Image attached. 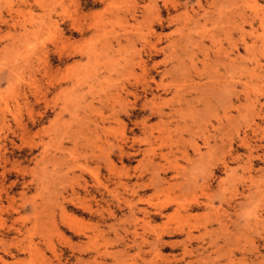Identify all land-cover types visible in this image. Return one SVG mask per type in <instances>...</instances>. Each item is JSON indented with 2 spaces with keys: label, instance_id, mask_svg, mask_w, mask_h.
<instances>
[{
  "label": "rangeland",
  "instance_id": "obj_1",
  "mask_svg": "<svg viewBox=\"0 0 264 264\" xmlns=\"http://www.w3.org/2000/svg\"><path fill=\"white\" fill-rule=\"evenodd\" d=\"M263 24L264 0H0V264H74L62 209L98 225V264H264ZM153 176L159 201L197 199L170 222L197 238L147 231L137 256L113 230Z\"/></svg>",
  "mask_w": 264,
  "mask_h": 264
},
{
  "label": "bare ground",
  "instance_id": "obj_2",
  "mask_svg": "<svg viewBox=\"0 0 264 264\" xmlns=\"http://www.w3.org/2000/svg\"><path fill=\"white\" fill-rule=\"evenodd\" d=\"M244 5V4H243ZM241 12V10H240ZM241 14V13H240ZM187 15V14H186ZM263 19V16L262 18H260V21ZM101 23V22H100ZM260 25H261V22H259ZM264 25V24H263ZM241 29V28H239ZM242 42H243V39H242ZM129 43V42H128ZM107 44V43H106ZM147 44V43H146ZM152 48V47H151ZM155 48V46H154ZM16 53V52H15ZM43 59V58H42ZM68 67V66H67ZM199 78V77H198ZM157 113H161L160 109L157 108L156 109ZM156 113V114H157ZM71 114V113H70ZM20 126V125H19ZM146 127V126H145ZM153 138V137H152ZM150 138H145V144L147 143V145L150 146ZM121 150V149H120ZM122 151V150H121ZM73 152V151H72ZM145 152H149L148 150H146ZM76 154V153H75ZM146 154V153H145ZM74 155V154H73ZM78 157V156H77ZM85 157V156H84ZM160 157L163 159V160H166V157L165 155L163 154H160ZM71 158V157H70ZM74 158V156H73ZM76 159V158H75ZM149 160L147 161V163H150L151 162V158L149 157L148 158ZM69 160V159H68ZM72 160V158H71ZM77 160V159H76ZM75 160V161H76ZM225 163V162H224ZM152 164V163H151ZM77 168V170H81V171H84L85 168H83L82 166L80 167V164L79 163H76L74 164ZM86 165V164H85ZM109 165V163H108ZM75 166H73L75 168ZM110 167V166H109ZM113 167V166H112ZM225 168H227L226 165H224ZM75 168V169H76ZM111 168V167H110ZM71 169V166L70 168ZM113 168H111L110 171H113L112 170ZM153 170L154 171H157V170H161L163 173H166V168H164V165H155L153 166ZM80 173V172H79ZM89 173V171H88ZM96 173V172H95ZM83 174V173H82ZM94 174V173H93ZM143 174L141 173L139 176H142ZM153 175H156V179L158 178V175L157 174H153ZM120 176V175H119ZM138 176V177H139ZM154 178H150L149 182L147 185H143V184H139L137 186L138 189H144V190H148L149 187H153V194L150 195L149 197L147 198H142V197H139V193L138 191H135L134 188H126V186H124L125 184L122 183L123 187V191L129 189V192L131 194V200L130 199H127V198H123L122 199V203H124L126 206V208L128 209V217H127V222L128 224L125 225L124 227H122V232H123V236H121L118 231L116 230H113V233H114V241L113 243H119V242H123L124 243V247L126 249H130V248H133L135 247L137 249V256H140L141 253H143V247L144 245L147 243V238H146V232L147 231H151L152 234H153V238H152V243H149L151 244L150 246H154L156 248H161L164 244H163V238L166 237L167 235H178V234H184L185 236V241H184V244L186 242H189L195 238H197L196 236L194 237L193 235V230H195L194 227H189L187 228L188 230L185 232L184 229L182 227L184 226H181V225H176L174 227L170 226V222L174 219V216H176L180 210L182 209L183 212L187 213L188 211H192L194 210L198 205H199V202H197V199H192L190 202H186L185 204L182 203L180 200H177L176 198H166L163 202L159 201V197L158 195L163 191L162 187H163V183L160 184V181L161 180H156L155 181V176H153ZM79 178L78 175H71V177L68 178V182H69V190H70V193H69V197L67 198L66 202H68L70 205H72L74 207V209H79L81 212H86L88 214H92V213H96L97 214V211L95 210H92V207L90 204H88L87 202V198L85 197L86 195H88L87 191L85 189L84 192L85 194L83 195V197H77L75 194H74V185L78 184L77 182L79 181H76V179ZM95 180H96V186H98V182H97V175L94 174V177ZM142 178V177H141ZM80 179V178H79ZM94 180V181H95ZM81 182V181H80ZM162 182V181H161ZM84 183V182H83ZM51 184V183H50ZM119 184V183H118ZM104 185V184H103ZM116 185V184H115ZM114 185V186H115ZM77 187L79 185H76ZM84 186V184H83ZM117 186V185H116ZM136 186V185H135ZM82 187V186H81ZM80 187V188H81ZM86 188V186H85ZM96 188V187H95ZM121 188V187H120ZM126 188V189H125ZM77 189V188H76ZM117 188L113 187L112 190L109 189L108 191V194L109 195H113L112 199L116 201V199H118L117 197V194L119 193H114ZM189 189V188H188ZM103 190H104V187H103ZM105 191H107L105 189ZM96 192V191H95ZM97 194V193H96ZM79 195V194H77ZM119 195V194H118ZM117 196V197H116ZM121 197V196H120ZM135 197H137V200H135ZM92 199V197H90ZM89 199V198H88ZM120 199V198H119ZM94 201V200H93ZM119 202V201H118ZM139 204H145L146 206H148L149 208H152L154 209L152 211H148V209H143V210H139L138 209V205ZM187 204V205H186ZM175 206V209H174V214L173 215H170L168 216L166 219V222L162 223V225H160L159 227H151L150 226V222L149 221H146L145 219H152V220H155L157 218H161L163 217V212L168 210L171 206ZM142 209V208H141ZM78 210V211H79ZM105 212V211H104ZM62 213V223L63 225H65V227L67 228V232L70 233V236L73 237V238H83L85 240L84 243L82 244H78V245H72L74 243H70V241L68 239L65 238L66 240V244H68V248L69 250L71 251V253H76L77 255L74 256L75 257V263L74 264H98V256L101 257V256H107L108 255H112L114 257V254L113 253H110V252H107V248L105 247L104 251L103 252H100L98 253V249H97V238H98V228L96 226L94 227H90V228H87L85 226V224H83L82 220H79L77 217H72V216H68L65 214V212L61 211ZM107 213V217L108 218H112L114 215L113 213L109 212L106 210L105 214ZM142 214L143 215V219H138L136 218V215L137 214ZM151 213V215H150ZM113 215V216H112ZM103 217V216H102ZM220 217L218 216V219ZM125 222V220H124ZM218 223H219V226L220 228H223V225H222V222L220 220H218ZM188 224V223H187ZM201 224V223H199ZM175 225V224H174ZM113 225H111L110 227H112ZM140 226L139 228L141 229V232L138 231L137 227ZM109 227V228H110ZM197 227V226H196ZM198 228V227H197ZM205 228V227H204ZM111 229V228H110ZM197 231V229H196ZM48 232V231H47ZM60 236H63L61 233H60ZM60 238V237H59ZM64 238V237H63ZM64 240V241H65ZM137 240H140V242H138ZM196 240V239H195ZM63 241V243H64ZM127 241H129V243H127ZM51 242V241H50ZM48 244V243H47ZM109 243L105 242V246H108ZM177 243H174L173 246H175ZM51 245V244H50ZM112 246V244L110 245ZM29 248V247H28ZM26 248V249H28ZM21 249V248H20ZM155 249V248H154ZM29 251V249H28ZM184 253L187 252V248H185L184 246ZM87 252H90L92 253V257H91V262L90 263H86L84 262V260H82L80 258L81 255H84L85 253ZM124 252H126V250H124ZM189 252V251H188ZM187 252V253H188ZM32 256V255H30ZM58 256V255H57ZM56 256V257H57ZM116 257V256H115ZM111 258V257H110ZM3 262V261H2ZM30 263V262H29ZM49 263V262H48ZM191 263V262H190ZM5 264V263H4ZM50 264V263H49Z\"/></svg>",
  "mask_w": 264,
  "mask_h": 264
}]
</instances>
